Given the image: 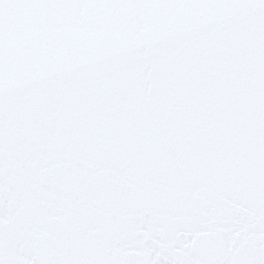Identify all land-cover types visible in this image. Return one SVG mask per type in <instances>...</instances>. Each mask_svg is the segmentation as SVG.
<instances>
[{
  "label": "snow or ice",
  "instance_id": "6c2138e0",
  "mask_svg": "<svg viewBox=\"0 0 264 264\" xmlns=\"http://www.w3.org/2000/svg\"><path fill=\"white\" fill-rule=\"evenodd\" d=\"M0 264H264V0H0Z\"/></svg>",
  "mask_w": 264,
  "mask_h": 264
}]
</instances>
